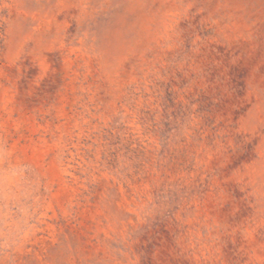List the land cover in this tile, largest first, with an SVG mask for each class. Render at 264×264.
<instances>
[{
    "label": "rangeland",
    "instance_id": "374dc122",
    "mask_svg": "<svg viewBox=\"0 0 264 264\" xmlns=\"http://www.w3.org/2000/svg\"><path fill=\"white\" fill-rule=\"evenodd\" d=\"M0 264H264V0H0Z\"/></svg>",
    "mask_w": 264,
    "mask_h": 264
}]
</instances>
